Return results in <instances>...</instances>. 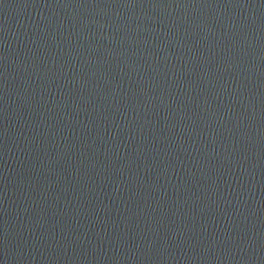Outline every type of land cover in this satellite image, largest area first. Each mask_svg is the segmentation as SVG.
<instances>
[{
	"label": "water",
	"instance_id": "obj_1",
	"mask_svg": "<svg viewBox=\"0 0 264 264\" xmlns=\"http://www.w3.org/2000/svg\"><path fill=\"white\" fill-rule=\"evenodd\" d=\"M0 264H264V0H0Z\"/></svg>",
	"mask_w": 264,
	"mask_h": 264
}]
</instances>
